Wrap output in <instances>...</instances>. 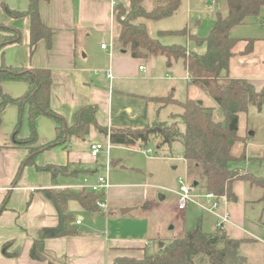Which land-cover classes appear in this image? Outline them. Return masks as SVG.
<instances>
[{
	"label": "trees",
	"instance_id": "obj_1",
	"mask_svg": "<svg viewBox=\"0 0 264 264\" xmlns=\"http://www.w3.org/2000/svg\"><path fill=\"white\" fill-rule=\"evenodd\" d=\"M42 0H28L25 10H14L6 4H1L3 12L11 18L25 17L28 20L30 50H34L37 42L44 39L50 44L52 30L45 26L39 15L38 5ZM127 6H113L112 17L117 25L113 39V48L117 52H127L133 58H155L164 56L167 63L171 59L181 58L187 71L188 86L186 96L180 101L173 97L172 92L165 96L144 98L146 103H153L157 110L167 104L181 108L178 114H170L169 120L154 119L141 128L128 126L107 127L96 122V105H84L75 111L72 124L68 125L50 107L51 72L48 68L10 67L2 60L4 46L20 41L19 31L0 23V83L5 80L23 81L27 90L18 97H12L0 88V125L1 114L5 107L14 106L16 121L12 128L11 146L24 148L27 155L20 162L14 182L19 178L22 169L28 165L35 166V157L43 150L61 146L66 149L71 138L82 139L94 128L104 135L111 145H132L139 143L143 149L154 145L156 151L163 146H170L179 141L182 145V158L193 162L200 169L202 186L200 191L211 192L217 199L224 197L235 201L233 184L244 181L250 187H258L262 191L264 202V177L255 176L243 167L235 165L246 160L247 140L238 133L240 114H246L248 107L254 105L260 109L264 105V75L263 85L256 88L244 78H231L228 75L230 60L234 48L239 42L230 35L233 27L246 23L249 17H256L264 6V0H225V14L216 13L215 19L207 36L198 38L191 35L187 28L161 33L185 34L195 43L200 40L205 43V50L197 52L186 46L171 44L163 45L153 38L147 23L155 22L171 16L183 0H153V6L147 9L145 0H126ZM264 22V20H262ZM241 55L253 51L254 38H244ZM200 91L217 107L222 120L213 117L214 106H207L202 98L194 94ZM201 103H198V101ZM48 116L55 122V138L46 143L40 141L37 131L39 116ZM177 118L184 123L183 130L177 124ZM25 121L27 132L21 135L22 124ZM239 145V151L234 147ZM44 169L55 174L74 175L77 170H68L67 166H46ZM58 204L63 220L58 229L42 228L34 240L30 253L34 259H45L43 240L47 237L76 235L78 232L71 223L75 218L67 212V205L75 201L82 209L90 212L99 211L97 201L103 199V194L82 188L74 191L69 188L44 190ZM7 194L2 200L0 211L4 209ZM145 204H143V207ZM245 239L231 238L225 233L215 231L205 233L201 220L185 230L180 236L165 242L155 253L140 258L134 256H117L109 264H248L246 257L240 252V246ZM7 253V245L2 247Z\"/></svg>",
	"mask_w": 264,
	"mask_h": 264
},
{
	"label": "crops",
	"instance_id": "obj_2",
	"mask_svg": "<svg viewBox=\"0 0 264 264\" xmlns=\"http://www.w3.org/2000/svg\"><path fill=\"white\" fill-rule=\"evenodd\" d=\"M152 1H144V4L150 6L147 9L153 6ZM112 2L113 0L40 1L38 5L40 19L45 26L52 30V34L49 45L44 39H40L32 51L29 44L27 18H11L1 8V4H6L14 10H25L28 6V0H0V23L16 28L20 34L19 42L3 47L2 60L4 64L10 67L48 68L52 77L50 107L68 125L72 124L75 111L89 104L97 107L96 122L98 124L107 127L117 125V123H113L111 113L113 103L121 105L123 99L129 94L140 97L145 106L150 104L155 112H158L157 106L153 103H146L144 98L162 95L129 93L131 81L133 79H151L152 70L149 68L146 73L147 76L140 77V73L145 70L141 63L143 58H133L127 52L114 50L113 39L117 27L112 17ZM180 8L182 9L181 26L187 29H190L189 22L192 17L199 18V24L205 15L215 19L216 13L225 14L227 11L225 0H183L174 14ZM150 23H147L148 30ZM168 30L170 29H163V31ZM187 38L190 39L189 36ZM105 39H108L109 45L104 43L103 40ZM103 43L106 45L105 49L100 47ZM92 46L97 50L90 56ZM186 48L190 49L188 45ZM240 52L241 50L236 53L237 56L245 58L253 51L248 55H241ZM232 58H235V53ZM104 59L107 63L106 68L98 69L96 64ZM108 71L111 73V79L107 77ZM100 73L104 76L103 85H101L102 82L99 78ZM167 79L170 80L169 77ZM252 84L256 88H260L263 85V78L257 82L254 81ZM0 88L10 96L18 97L25 93L27 84L23 81L5 80L0 83ZM171 91L173 89L169 92ZM130 110V107L125 106V111ZM1 119L0 206L6 194L7 199L4 209L0 211V264H109L117 256L125 255L140 258L144 255L140 249H143V244L152 243L151 239L143 243L134 242L131 241L133 237L121 236L120 233L110 231L109 228L103 226L81 229L78 226H81L82 217L78 215L76 219H79L80 223L76 224L75 220L71 223L78 234L45 238L43 248L46 258L34 259L30 250L39 231L42 228L58 229L60 227V215L54 204L55 200L47 196L44 190L68 188L69 184L61 177L75 176L78 173L85 176L92 175L94 171L80 169L81 156L88 151V156L95 160L98 155L96 157L90 155L89 145L93 142L105 143L94 140L96 135L103 136L105 140L107 138L92 127L86 137L82 139L71 138L67 142L66 149L57 146L43 150L36 155L35 166H25L19 178L14 182L18 166L27 155V151L24 148L12 147L10 144L12 128L16 121L15 107H5ZM36 125L42 143L50 142L55 138L56 131L53 119L44 115L39 116ZM26 132L27 126L23 122L21 135H25ZM256 154L258 158L264 159V152L262 155L260 152ZM108 160L107 155L106 170L109 165ZM46 166H67L68 170H77L78 173L54 175L51 171L44 169ZM236 182L233 184L234 193ZM82 188L85 187L74 191H79ZM110 197L111 195L107 193L106 200ZM70 202L67 205V212L69 213ZM147 205L145 204L144 207L141 205V208H146ZM244 205L242 202L240 206H237V197L235 201L226 200L224 206L212 212L214 214V230L216 231L217 216L223 211H227L230 215V221L225 226L224 233L231 238L245 239L240 246V252L246 257L248 264H264V235L259 237L250 232L247 233ZM186 207L180 211L176 204L175 210L185 216ZM79 208L81 207L79 206ZM129 208L128 211H131L135 207ZM98 213L100 212H92L93 216H97ZM101 213L104 215V212ZM106 213L108 214V212ZM159 239H162L159 235L153 237L155 241H159ZM4 244L7 245L9 255H6L2 249ZM254 247L262 249L260 258H255L257 254L251 250Z\"/></svg>",
	"mask_w": 264,
	"mask_h": 264
},
{
	"label": "rangeland",
	"instance_id": "obj_3",
	"mask_svg": "<svg viewBox=\"0 0 264 264\" xmlns=\"http://www.w3.org/2000/svg\"><path fill=\"white\" fill-rule=\"evenodd\" d=\"M113 2L114 6L116 4L127 6L126 0H113ZM144 6L146 8L150 7L146 4ZM181 10L180 8L176 14L169 18L150 23V35L163 45H188L192 50L203 52L205 43L196 44L200 40H196L195 43L192 38L188 39L185 34L161 33L163 29L175 31L183 28L181 26ZM262 20H264V6L260 8L256 17H249L246 23L231 29L230 35L239 39V42L234 48L235 58H232L229 64V76L244 77L251 83L263 78L264 22ZM199 21V18L192 17L188 31L194 37L204 38L212 28L214 17L210 18L205 15L202 18V22L198 24ZM244 38H254L256 41L253 52L245 58H239L236 53L243 49ZM103 41L106 45H109L108 39ZM96 50L92 46L90 56ZM105 60L96 64L98 69L106 68L107 63ZM141 63L144 65L145 70L140 73V77L147 76L146 73L151 68V79H133L129 93L165 96L173 89L171 91L173 97L180 101L184 100L187 87V71L181 58L171 59L167 63V59L164 56H158L155 58H143ZM149 63L151 67H149ZM99 78L102 82L101 85H103V74L101 75L100 73ZM194 96L202 98L207 106H214V119H223L220 110L203 93L197 91ZM123 100L121 105L114 102L112 106L113 123H117V125H114L115 127L141 128L147 121L150 122L153 119L169 120L170 114L175 115L181 112L179 106L167 104V106L156 113L152 105L148 104L145 106L140 97L132 94H129ZM125 106L130 107L131 110L125 111ZM177 124L179 129L183 130L184 123L180 118H177ZM238 133L247 140L246 156L248 160L246 158V160L235 165L243 167L255 176L264 177V159L258 158L256 154L260 152L262 155V152H264V105L260 109L250 105L246 114H240ZM94 140L108 142L101 135H96ZM239 148V145L235 146L234 151L238 152ZM146 149H150V152H147ZM108 159L109 165L106 170L107 154L104 151H100L95 160L91 159L88 156V151H86L81 156L79 167L80 169L94 171L92 175L85 176L82 173H78L75 176L61 177L62 180L64 179L69 184L68 188L72 190H77L81 187L88 189L89 186L96 183V179L99 176L108 177L109 189L105 191V197H103L106 206L104 209L99 210L100 213L97 216H93L90 211L79 208L75 202H70L71 216L75 219L78 215L82 217L81 226L78 227L81 229H92L103 226L104 228H109L110 231L120 233L121 236L133 237L131 241L134 242L143 243L151 239L152 243L148 245L145 243L143 244V249H140L146 255L153 254L160 248L159 241L164 244L168 240L180 236L184 229L187 230L193 227L199 218H201L205 233L215 232L213 227L214 214L208 209L210 203L207 199L197 197L189 201L185 216L175 210L178 200V178L196 182L195 192L203 193L200 191L202 186L200 169L195 167L193 162L182 158V145L179 141L174 142L170 148L163 146L158 151L155 150L154 145L143 149L139 143L110 145ZM107 193L111 197L106 200ZM235 194L237 206H240L242 202L245 204L244 212L247 219L245 221V230L247 233L250 232L252 235L259 237L264 235V202L260 199L262 195L261 189L250 187L244 181H237ZM219 199V207L224 206L226 201L221 200L222 198ZM144 203L148 204L147 207L141 208ZM129 207L135 208L126 214H121V209ZM101 212H104V215ZM157 235L162 237V239H159V241L153 240V237ZM251 250L257 254V257H253L260 258V251H262L260 247H257V249L254 247Z\"/></svg>",
	"mask_w": 264,
	"mask_h": 264
},
{
	"label": "built area",
	"instance_id": "obj_4",
	"mask_svg": "<svg viewBox=\"0 0 264 264\" xmlns=\"http://www.w3.org/2000/svg\"><path fill=\"white\" fill-rule=\"evenodd\" d=\"M112 6H114L113 2H112ZM100 47L102 49H105L106 45L103 43L100 45ZM140 69H142V67H140ZM107 77L109 79L112 78L111 73L109 71L107 72ZM110 145L111 144L109 142L107 143L93 142L89 145L90 155L92 157H96L100 151H104L108 155ZM146 151L150 152V149H146ZM177 182H178V187H177V194H178L177 209L178 210L180 211L184 210L187 203L189 201L194 200V198L203 197L207 199L210 203V206L208 209L212 212L217 211L219 207L220 199H217L211 192H203L201 194L198 192H195L194 190L195 186H193V182L189 179L178 178ZM108 188H109V182H108L107 176H99L97 178L96 183L88 187V189L94 192L102 193L103 197L105 195V191H107ZM221 198H222L221 200L226 201L224 197H221ZM105 206L106 204H105L104 199L97 201V207L99 210L104 209ZM229 221H230L229 213L227 211H223L221 214L217 216V220L215 222L216 231H218L219 233H224L225 226L229 223ZM75 223L79 224L80 220L75 219Z\"/></svg>",
	"mask_w": 264,
	"mask_h": 264
},
{
	"label": "water",
	"instance_id": "obj_5",
	"mask_svg": "<svg viewBox=\"0 0 264 264\" xmlns=\"http://www.w3.org/2000/svg\"><path fill=\"white\" fill-rule=\"evenodd\" d=\"M198 103H201V101L199 100ZM197 183L196 182H193V186H196ZM54 204L56 206V209L60 215V225H62V220H63V216H62V212L58 206V204L54 201ZM130 208H124V209H121V213H124V212H127ZM163 243L162 242H159V246L162 247Z\"/></svg>",
	"mask_w": 264,
	"mask_h": 264
}]
</instances>
